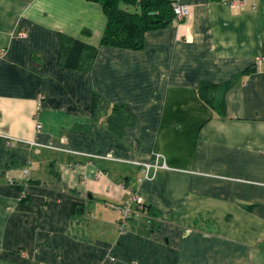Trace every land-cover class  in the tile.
Here are the masks:
<instances>
[{
    "label": "crops",
    "instance_id": "1",
    "mask_svg": "<svg viewBox=\"0 0 264 264\" xmlns=\"http://www.w3.org/2000/svg\"><path fill=\"white\" fill-rule=\"evenodd\" d=\"M177 1L133 50L98 2L0 0V264H264V0Z\"/></svg>",
    "mask_w": 264,
    "mask_h": 264
},
{
    "label": "trees",
    "instance_id": "2",
    "mask_svg": "<svg viewBox=\"0 0 264 264\" xmlns=\"http://www.w3.org/2000/svg\"><path fill=\"white\" fill-rule=\"evenodd\" d=\"M102 5L106 15L107 24L101 39V45L118 48L139 50L144 47L145 35L149 30L168 26L176 20L173 3L177 0H87ZM215 88L212 84H202L200 95L219 114L225 113V103L220 99H213L210 91ZM94 101L98 102L95 94ZM114 109L118 114L122 111L128 115L131 109L127 105L116 104ZM127 120V119H125ZM21 191L24 186H20ZM25 198L21 200H26ZM145 209V204H142ZM147 208V206H146ZM157 219L158 213L152 208L148 209ZM156 221V220H155ZM153 225H156L154 222Z\"/></svg>",
    "mask_w": 264,
    "mask_h": 264
},
{
    "label": "built area",
    "instance_id": "3",
    "mask_svg": "<svg viewBox=\"0 0 264 264\" xmlns=\"http://www.w3.org/2000/svg\"><path fill=\"white\" fill-rule=\"evenodd\" d=\"M173 7H174V11L176 14V20L179 21H183L185 19H187L190 16L191 13V9L187 4H180L178 1L173 3ZM43 98V95H40V99ZM38 128L42 127L41 123L37 124ZM142 165V170H143V176L142 179H153L156 176L157 171L160 168H165L166 164L162 161H160V156L157 155L154 159V161L151 162H143L141 163ZM29 169L24 171V176L26 177V180L29 179ZM100 175L102 174V172L99 173ZM133 195V201L136 202L140 208H142V198L137 196L135 192L132 193ZM27 196V193L25 192V190L22 191V198H25ZM122 211V218L119 222V228L120 231H125L126 229V224L128 222V220L131 218V216H133V214L136 216H138L137 213L133 212L130 205H125L122 208H120ZM115 261V257L113 256H108L105 259H102L98 264H112Z\"/></svg>",
    "mask_w": 264,
    "mask_h": 264
},
{
    "label": "water",
    "instance_id": "4",
    "mask_svg": "<svg viewBox=\"0 0 264 264\" xmlns=\"http://www.w3.org/2000/svg\"><path fill=\"white\" fill-rule=\"evenodd\" d=\"M106 106H109L108 104Z\"/></svg>",
    "mask_w": 264,
    "mask_h": 264
}]
</instances>
